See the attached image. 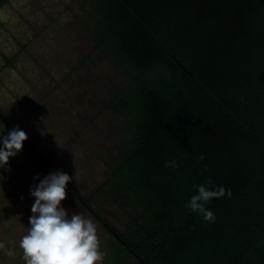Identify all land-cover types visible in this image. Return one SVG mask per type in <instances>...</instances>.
<instances>
[{"label":"trees","instance_id":"16d2710c","mask_svg":"<svg viewBox=\"0 0 264 264\" xmlns=\"http://www.w3.org/2000/svg\"><path fill=\"white\" fill-rule=\"evenodd\" d=\"M93 9L102 39L138 74L122 101L130 121L119 161L97 193L125 195L137 217L120 233L69 190L117 239L119 258L264 264V0H96ZM170 159L179 167H165ZM209 178L232 191L206 205L214 222L184 207Z\"/></svg>","mask_w":264,"mask_h":264},{"label":"rangeland","instance_id":"374dc122","mask_svg":"<svg viewBox=\"0 0 264 264\" xmlns=\"http://www.w3.org/2000/svg\"><path fill=\"white\" fill-rule=\"evenodd\" d=\"M95 1L5 0L0 7V110L56 170L76 174L69 186L123 233L137 217L134 205L118 191L97 190L119 161L118 146L130 121L122 101L136 87L138 74L102 39ZM6 58H14L10 66ZM4 127L0 122V130ZM20 152L10 158V171L0 169L9 201L0 211V240L14 249L12 256L0 253V264H26L19 241L32 215L30 188L38 183L37 173L42 178L52 172L24 147ZM66 191L63 205L96 224L101 248L108 252L104 264H136L115 255L121 249L117 239Z\"/></svg>","mask_w":264,"mask_h":264},{"label":"clouds","instance_id":"9594fccd","mask_svg":"<svg viewBox=\"0 0 264 264\" xmlns=\"http://www.w3.org/2000/svg\"><path fill=\"white\" fill-rule=\"evenodd\" d=\"M27 139V133L18 125L11 130L6 129V126L0 130V169L11 170L10 158L23 149ZM199 159L203 161L204 155L201 154ZM165 167L175 169L179 165L175 159H170L165 161ZM3 179V173H0V181ZM33 179L38 183L30 188V195L35 198L31 207L32 215L19 241L26 264H104L108 252L101 248L94 221L79 212H70L62 203L67 196L68 183L73 179L77 181L76 174L72 176L62 170H55L42 178L37 173ZM193 187L196 191L184 207L201 215L205 221L214 222L215 213L206 205L213 198H231V189L214 185L211 178ZM0 199L4 201V206L0 208L2 211L9 204L2 183ZM17 216L11 217L9 222L14 223ZM0 253L12 256L14 249L0 240Z\"/></svg>","mask_w":264,"mask_h":264},{"label":"flooded vegetation","instance_id":"af4514ba","mask_svg":"<svg viewBox=\"0 0 264 264\" xmlns=\"http://www.w3.org/2000/svg\"><path fill=\"white\" fill-rule=\"evenodd\" d=\"M3 5V4H2ZM1 5V6H2ZM0 6V7H1ZM0 112L2 113V111L0 110ZM3 114V113H2ZM4 115V114H3ZM5 116V115H4ZM6 117V116H5ZM6 119L13 125V127H14V123L13 122H11L7 117H6ZM0 122L4 125V126H6V128H8L9 130H11L1 119H0ZM28 143H29V141L28 140H26ZM30 144V143H29ZM31 145V144H30ZM28 152L30 151L35 157H36V159L39 161V164L41 165V166H46L47 167V165H46V163H45V161H44V159H43V157H42V155L38 152V151H36V152H34L25 142H24V146H23ZM31 147H32V145H31ZM33 148V147H32ZM34 149V148H33ZM20 154L22 155V156H27L28 154L26 153V152H20ZM48 168V167H47Z\"/></svg>","mask_w":264,"mask_h":264},{"label":"water","instance_id":"95a60500","mask_svg":"<svg viewBox=\"0 0 264 264\" xmlns=\"http://www.w3.org/2000/svg\"><path fill=\"white\" fill-rule=\"evenodd\" d=\"M0 119L10 128V129H12V128H14L13 127V125L6 119V117L0 112ZM25 143L34 151V152H36L35 151V149H33L32 147H31V145L27 142V141H25Z\"/></svg>","mask_w":264,"mask_h":264}]
</instances>
